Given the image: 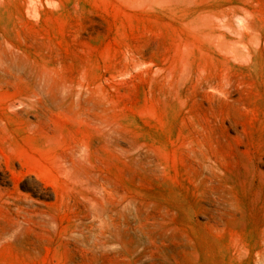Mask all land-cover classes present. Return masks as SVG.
Returning <instances> with one entry per match:
<instances>
[{
	"label": "rangeland",
	"instance_id": "1",
	"mask_svg": "<svg viewBox=\"0 0 264 264\" xmlns=\"http://www.w3.org/2000/svg\"><path fill=\"white\" fill-rule=\"evenodd\" d=\"M0 264H264V0H0Z\"/></svg>",
	"mask_w": 264,
	"mask_h": 264
},
{
	"label": "bare ground",
	"instance_id": "2",
	"mask_svg": "<svg viewBox=\"0 0 264 264\" xmlns=\"http://www.w3.org/2000/svg\"><path fill=\"white\" fill-rule=\"evenodd\" d=\"M100 232H101V230H100ZM102 233V232H101Z\"/></svg>",
	"mask_w": 264,
	"mask_h": 264
}]
</instances>
